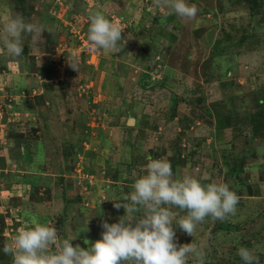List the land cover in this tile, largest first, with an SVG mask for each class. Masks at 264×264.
Segmentation results:
<instances>
[{"label":"rangeland","instance_id":"1","mask_svg":"<svg viewBox=\"0 0 264 264\" xmlns=\"http://www.w3.org/2000/svg\"><path fill=\"white\" fill-rule=\"evenodd\" d=\"M188 3L191 19L158 0H0V20L45 29L19 58L0 44V249L34 220L88 247L124 215L113 201L148 160L166 159L175 178L226 182L239 198L193 236L173 222L177 245L192 241L205 264H244L247 247L264 264V9ZM93 11L122 28L120 52L87 40Z\"/></svg>","mask_w":264,"mask_h":264},{"label":"clouds","instance_id":"2","mask_svg":"<svg viewBox=\"0 0 264 264\" xmlns=\"http://www.w3.org/2000/svg\"><path fill=\"white\" fill-rule=\"evenodd\" d=\"M160 3L181 18L197 14L196 6L188 0H158V6ZM88 20L87 40L95 49L121 51V42H125L122 28L100 11L90 12ZM44 30L9 13L0 20V44L9 57L19 58L25 36L35 41ZM71 66L76 69L74 62ZM131 187L121 201L112 200L115 208L124 209V215L116 222L103 221L100 238L85 241L88 247L73 246L70 241L75 236L60 238L54 227L34 220L33 226L17 232L0 251L11 256L12 264H188L190 258L205 264L202 250L192 241L177 245L173 222L193 236L206 217L223 221L235 214L239 200L226 182L202 183L192 175L175 178L166 159H149ZM173 208L185 214L181 216ZM236 251L244 264H259L251 249L239 247Z\"/></svg>","mask_w":264,"mask_h":264},{"label":"trees","instance_id":"3","mask_svg":"<svg viewBox=\"0 0 264 264\" xmlns=\"http://www.w3.org/2000/svg\"><path fill=\"white\" fill-rule=\"evenodd\" d=\"M263 2H264V0H249V3L251 5V7L253 9L255 8V12H250L252 16L256 15V14H259V12L264 9V3ZM250 10L252 11V9H250ZM245 40H246V37H242L241 42H244ZM261 118H262V113L259 112L257 114L256 120L261 119ZM236 260H238V258Z\"/></svg>","mask_w":264,"mask_h":264},{"label":"built area","instance_id":"4","mask_svg":"<svg viewBox=\"0 0 264 264\" xmlns=\"http://www.w3.org/2000/svg\"><path fill=\"white\" fill-rule=\"evenodd\" d=\"M93 48V47H92Z\"/></svg>","mask_w":264,"mask_h":264}]
</instances>
